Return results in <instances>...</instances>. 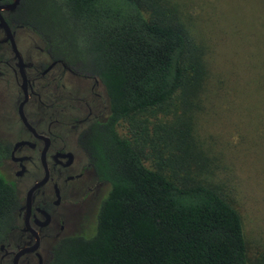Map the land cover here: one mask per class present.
<instances>
[{
	"label": "trees",
	"instance_id": "16d2710c",
	"mask_svg": "<svg viewBox=\"0 0 264 264\" xmlns=\"http://www.w3.org/2000/svg\"><path fill=\"white\" fill-rule=\"evenodd\" d=\"M192 2L204 0H19L20 24L106 97L104 116L79 137L103 184L93 228L56 241L43 264H250L241 215L223 184L203 177L214 167L193 112L213 86L209 44L187 24ZM220 2L229 35L250 6L249 40L264 48V0ZM248 46L250 62L259 46ZM8 159L0 138V248L22 207Z\"/></svg>",
	"mask_w": 264,
	"mask_h": 264
},
{
	"label": "flooded vegetation",
	"instance_id": "af4514ba",
	"mask_svg": "<svg viewBox=\"0 0 264 264\" xmlns=\"http://www.w3.org/2000/svg\"><path fill=\"white\" fill-rule=\"evenodd\" d=\"M12 2L1 0L0 7ZM17 6L11 11H1L10 36L0 26V102L6 103V107L0 105V121L5 122V127H0V138L9 146L5 167L22 198V207L15 235L0 248V264L10 257L12 264L18 250L36 244L37 249L20 257L18 264H30L32 258L43 264L38 251L44 243L53 245L64 237L61 235L71 224V218L78 216L79 206L87 199L99 197L103 184L95 175L91 178L93 171L79 146V137L106 110L96 113L99 81L54 60L45 47L32 52L20 46L18 32L27 28L14 17ZM11 37L21 61L15 57ZM23 102V115L33 131L22 122ZM11 115L18 125L11 122ZM42 181L32 192L27 213V194ZM8 247L17 251L12 253Z\"/></svg>",
	"mask_w": 264,
	"mask_h": 264
},
{
	"label": "rangeland",
	"instance_id": "374dc122",
	"mask_svg": "<svg viewBox=\"0 0 264 264\" xmlns=\"http://www.w3.org/2000/svg\"><path fill=\"white\" fill-rule=\"evenodd\" d=\"M227 10L228 7L220 0H204L193 3V18L190 21L185 18L191 31L198 37L202 36L209 44L206 61L210 65L208 69L214 92L209 90L207 96L210 99H203L199 106L201 109H195L193 113L198 119L200 146L210 151L208 154L214 167L213 174L208 172L203 177L223 184L224 193L242 217L249 262L256 264L264 256V48L262 44L257 45L254 39L249 40L246 25L250 12H254L250 6L243 8L242 31L235 32L237 35H229L228 26L223 24L227 15L222 18L221 11ZM18 37L24 50L28 48L37 52L45 47L29 29L20 30ZM248 43L251 47L259 46L257 57H251L250 62ZM260 64L263 66L259 67ZM249 65L256 66L254 83H249ZM96 92L100 95L96 113L100 114L106 110V97L102 86ZM0 105L6 107L4 102H0ZM11 118V122L18 125L13 115ZM168 118L161 117L163 121ZM0 127H5L4 121H0ZM146 162L151 164L152 161L148 159ZM4 171L8 174L6 167ZM90 175L94 179L91 171ZM96 201L87 199L82 203L78 216L71 218V224L61 236L83 230L90 233ZM51 246L52 242H46L38 251L43 261L49 257ZM7 249L12 253L17 251L14 247ZM11 260L12 257L1 261V264H11ZM30 264H37L36 259L32 258Z\"/></svg>",
	"mask_w": 264,
	"mask_h": 264
},
{
	"label": "water",
	"instance_id": "95a60500",
	"mask_svg": "<svg viewBox=\"0 0 264 264\" xmlns=\"http://www.w3.org/2000/svg\"><path fill=\"white\" fill-rule=\"evenodd\" d=\"M0 1H1V0H0ZM18 3H19V0H13V2H12L10 5H6V6H1V7H0V26L6 30V32H7V34H8L9 36H10V32H9L8 27H7V24L5 23L3 17L1 16V11H3V10H7V11H8V10H10V11H11V10H14L15 7L18 5ZM11 43H12V47H13V51H14L15 57H16L19 61H21L20 56H19V53H18V51H17V49H16V47H15V44H14V41H13L12 37H11ZM19 68H21V64H20V63H19ZM22 77H23V82L25 83V76L22 75ZM26 98H27V96H25V101H26ZM23 104H24V102H23V103L21 104V106H20V116H21V119H22V122L24 123V125L27 126V128L31 129V127L28 125V123H27V121H26V119H25V117H24V115H23V112H22V106H23ZM31 131H33V130L31 129ZM45 171H46V176H47V175H48L47 169H45ZM43 181H44V180H43ZM43 181L40 182L39 184L35 185V187H33V188L29 191V193L27 194L26 205H25V207H26V209H27V213H28L29 210H30V204H31V196H32V192H33V190H34L36 187L42 185ZM33 235L35 236V239L38 238L36 233H33ZM37 247H38V244L34 245L33 247H27V248H22V249L18 250V251L14 254L12 264H18V261H19L20 257H22V256L25 255V254H29V253L34 252V251L37 249ZM1 248H3V246H1ZM37 256L39 257V259H40V261H41V256H40L39 254H37ZM40 264H41V262H40Z\"/></svg>",
	"mask_w": 264,
	"mask_h": 264
}]
</instances>
